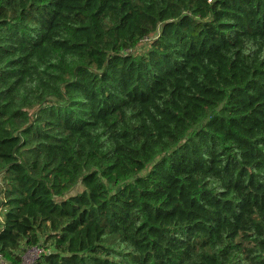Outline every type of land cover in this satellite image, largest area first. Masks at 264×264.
I'll return each instance as SVG.
<instances>
[{
    "label": "trees",
    "instance_id": "16d2710c",
    "mask_svg": "<svg viewBox=\"0 0 264 264\" xmlns=\"http://www.w3.org/2000/svg\"><path fill=\"white\" fill-rule=\"evenodd\" d=\"M0 209L9 264H264V0H0Z\"/></svg>",
    "mask_w": 264,
    "mask_h": 264
},
{
    "label": "built area",
    "instance_id": "2783aa9c",
    "mask_svg": "<svg viewBox=\"0 0 264 264\" xmlns=\"http://www.w3.org/2000/svg\"><path fill=\"white\" fill-rule=\"evenodd\" d=\"M2 211L0 209V221L2 220ZM46 249L43 248L40 244H35L32 246H29L25 249V251L22 254V264H33L35 259ZM46 252V251H45ZM0 264H9L6 260H4L0 254Z\"/></svg>",
    "mask_w": 264,
    "mask_h": 264
},
{
    "label": "rangeland",
    "instance_id": "374dc122",
    "mask_svg": "<svg viewBox=\"0 0 264 264\" xmlns=\"http://www.w3.org/2000/svg\"><path fill=\"white\" fill-rule=\"evenodd\" d=\"M144 47H146V44H145V41L142 40L135 50H140V49H143Z\"/></svg>",
    "mask_w": 264,
    "mask_h": 264
}]
</instances>
